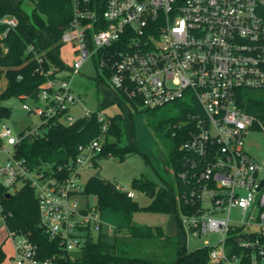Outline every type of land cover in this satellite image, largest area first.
I'll return each instance as SVG.
<instances>
[{
    "label": "built area",
    "instance_id": "2783aa9c",
    "mask_svg": "<svg viewBox=\"0 0 264 264\" xmlns=\"http://www.w3.org/2000/svg\"><path fill=\"white\" fill-rule=\"evenodd\" d=\"M73 11L61 38L63 44L73 43V63L42 68L45 81L39 85L36 106L23 107L41 117L45 126L52 121L73 123L77 119L69 112L79 94L72 80L90 58L97 59L110 88L128 100L129 108L189 101L184 123H176L173 132L183 138L176 177L179 225L187 245L215 233L220 235L216 245L206 240L201 246L209 248V264H243L231 243L245 249L253 264L258 259L264 264V186L258 190L264 155L257 159L246 148L255 118L237 100L240 89H264V0H73ZM1 22L7 25L5 35L18 20L6 15ZM36 59L43 62L39 54ZM93 112L87 110L84 116ZM96 115L101 134L79 146L67 176L62 167L51 173L48 167L33 169L15 157V144L41 132L26 129L14 136L3 123L0 216L6 222L3 193L12 194L19 183L30 184L40 224L62 248L61 255L41 257L28 234L9 230L13 264H69L77 259L64 251L84 250L87 239L103 229L97 206H79L85 190L80 177L104 151L110 127L108 116ZM258 130L264 131V125ZM118 188L135 198L133 191ZM236 207L244 214L242 220L232 218Z\"/></svg>",
    "mask_w": 264,
    "mask_h": 264
},
{
    "label": "trees",
    "instance_id": "16d2710c",
    "mask_svg": "<svg viewBox=\"0 0 264 264\" xmlns=\"http://www.w3.org/2000/svg\"><path fill=\"white\" fill-rule=\"evenodd\" d=\"M102 3L105 0H100ZM26 2L33 4L30 11L25 8ZM6 15L15 16L18 23L14 29L3 34L7 25L1 22ZM74 17L73 0H0V75L7 79V86L0 93V122L11 115L10 107L3 101L11 97L38 100L39 85L45 81L42 68L48 70L51 65L65 68L60 55L63 45L61 38ZM29 46L34 51H29ZM36 54L43 58L40 63ZM252 89H240L238 104L246 112L254 116L252 129L258 130L260 123L264 125V94L256 95ZM119 96L117 95L116 98ZM123 97V96H122ZM127 104V99L124 97ZM183 107L181 116L188 115L189 101L175 103ZM137 107V105H135ZM94 111L91 116L77 118L71 124L49 122L42 124L45 131L38 135L28 136L14 145V155L24 159L33 169L48 167L53 173L62 167L64 174H70L69 167L74 166L80 145H86L101 134V122ZM110 118L104 151L98 158L113 156L125 157L137 149L133 145L122 144L123 130L119 125L122 114ZM176 118H172L171 127L174 132ZM23 133V132H22ZM21 133V134H22ZM175 147L170 153L173 169L177 173L182 156L180 146L183 138L174 136ZM2 140L0 139V145ZM96 172L91 174L85 184L84 193L97 196V207L101 210L119 211L122 216V226L111 236L107 230H101L95 238L90 236L84 247V256L79 259L84 264H209V248L199 247L189 250L185 235L178 225L177 238L165 235L161 226L138 225L133 222L132 214L139 209L135 198L128 196L126 191L118 188V184L100 174V163L94 162ZM55 173V172H54ZM133 186L141 189L151 197L149 209L176 213L178 216L180 204L172 186L158 185L144 177H136ZM3 193V202L7 213L6 223L11 231L28 234L37 244L40 256L61 255L59 241L49 239L40 224V213L35 189L28 183L16 189L10 197ZM184 208V207H183ZM160 238V251L141 256L127 250V244L133 240ZM264 239V236L262 237ZM232 250L242 254L241 263L253 264L245 249L231 243ZM231 250V251H232ZM5 253L0 247V262ZM66 258H70L66 256ZM256 264H261L260 259Z\"/></svg>",
    "mask_w": 264,
    "mask_h": 264
},
{
    "label": "rangeland",
    "instance_id": "374dc122",
    "mask_svg": "<svg viewBox=\"0 0 264 264\" xmlns=\"http://www.w3.org/2000/svg\"><path fill=\"white\" fill-rule=\"evenodd\" d=\"M33 4L26 2L25 8L30 11ZM73 43L63 44L60 55L63 61L71 65L75 59L76 53ZM98 74V76H97ZM7 86V79L0 75V93ZM72 89L78 95V101L70 108V114L75 119L85 115V112L96 111L102 112L108 117L116 114H122L119 125L123 130L122 144L133 145L137 150L127 154L125 157L107 156L99 159L100 174L108 179L115 181L119 186L135 193V200L139 204V209L132 214V220L138 225L161 226L165 235H173L177 238L179 216L176 213H167L164 211H154L148 208L151 203V197L141 189L133 186V179L136 177L148 178L155 181L158 185H166L169 183L174 189V193L179 191V183L176 177L175 169H173L170 153L175 147L176 138L172 134V118H176L177 123L183 124L185 119L181 116L183 107L180 104L168 103L164 106L149 109L140 106L129 108L122 96L114 98V91L110 88L109 77L98 69L97 59L90 58L84 64L81 72L72 80ZM253 90V89H252ZM253 94H264V89H255ZM117 96V95H116ZM3 104L10 107L11 115L9 118L0 122V129L3 123L9 125L12 135L18 136L26 129L37 128L41 133L46 129L40 127L42 119L35 113L28 112L23 104L35 107L33 100L20 97H11L3 101ZM5 147L13 148L5 142ZM246 148L249 153L260 159L264 155V131L253 130L247 134ZM5 158V154H1ZM96 172L95 167L84 170L80 177V182L85 185L89 176ZM264 176V170L261 174ZM22 183L17 184L16 188L20 189ZM98 203L95 194L83 193L79 196V206L87 208L94 207ZM232 218L242 220L244 214L238 207L233 208L231 212ZM102 220L104 222L103 230H109V234L114 236L118 232V227L122 226V216L119 211L104 210L101 211ZM111 225L107 229V225ZM9 228L5 220L0 216V247L5 253V258L0 264H13L11 255L13 253V243L9 236ZM99 231L94 232L96 238ZM168 236V235H167ZM219 234L209 233L188 242V249L194 250L205 245L207 240L210 244L216 245L219 241ZM162 239L153 238L146 240H133L127 244V250L141 256L158 252ZM159 245V246H158ZM69 264H84L79 259L70 260ZM222 264H228L224 262Z\"/></svg>",
    "mask_w": 264,
    "mask_h": 264
},
{
    "label": "water",
    "instance_id": "95a60500",
    "mask_svg": "<svg viewBox=\"0 0 264 264\" xmlns=\"http://www.w3.org/2000/svg\"><path fill=\"white\" fill-rule=\"evenodd\" d=\"M264 186V178L261 180L260 185L258 187V190H260ZM11 193H7V197H10ZM85 251L84 250H77V251H64V254L69 255L76 259H81L84 256Z\"/></svg>",
    "mask_w": 264,
    "mask_h": 264
},
{
    "label": "crops",
    "instance_id": "0c3cea01",
    "mask_svg": "<svg viewBox=\"0 0 264 264\" xmlns=\"http://www.w3.org/2000/svg\"><path fill=\"white\" fill-rule=\"evenodd\" d=\"M97 76H98V74H97ZM113 95H114V96H113L114 98H116V97H117V96H116V94H115V92H114V94H113ZM99 159H100V158H97V160H98V161H99ZM166 234H167L168 236H170V237H173V236H174V234H173V235H169L168 233H166Z\"/></svg>",
    "mask_w": 264,
    "mask_h": 264
}]
</instances>
